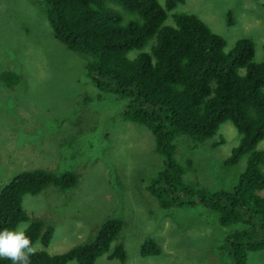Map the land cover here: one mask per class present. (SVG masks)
Listing matches in <instances>:
<instances>
[{
    "label": "rangeland",
    "instance_id": "obj_1",
    "mask_svg": "<svg viewBox=\"0 0 264 264\" xmlns=\"http://www.w3.org/2000/svg\"><path fill=\"white\" fill-rule=\"evenodd\" d=\"M178 12L196 16L220 36L225 52L249 39L253 61H264V0H184L163 24L172 26L171 15ZM87 60L54 39L42 0H0V190L22 172L75 174L68 190L49 186L22 198L25 223L40 220L52 228L44 249L49 255L90 242L104 221L118 218L122 226L116 239L94 264L229 263L225 239L244 227L220 226L216 214L201 205L159 207L146 191L163 162L153 136L122 118V100L93 86ZM6 71L20 77L17 84L6 85ZM239 140L230 122L202 143L176 137L174 159L182 183L194 192H231L247 155L231 167L224 162ZM255 149H264V139ZM256 194L264 197V190ZM146 240L158 246L157 255L139 254ZM34 244L35 251L42 249L38 240ZM117 244L125 251L123 263L108 258ZM245 264H264V251L248 252Z\"/></svg>",
    "mask_w": 264,
    "mask_h": 264
},
{
    "label": "trees",
    "instance_id": "obj_2",
    "mask_svg": "<svg viewBox=\"0 0 264 264\" xmlns=\"http://www.w3.org/2000/svg\"><path fill=\"white\" fill-rule=\"evenodd\" d=\"M55 40L67 50L88 57L86 74L101 93L124 102V120L144 126L162 157V168L146 185V191L161 209L201 205L217 216L222 227L244 228L225 239L229 263L245 264L248 252L264 251V61H253L249 39L238 40L229 52L224 40L212 33L196 16L171 15L173 25H164L167 14L184 0H42ZM230 23V21H229ZM133 52L136 54L130 57ZM8 86L20 77L2 74ZM230 122L240 135L238 145L224 162L234 166L247 155L246 166L231 192H194L181 180L182 169L174 159L173 141L180 135L202 143ZM76 183L71 171L59 174L43 170L22 172L0 190V229H12L28 220L22 208L24 195L35 196L49 186L68 190ZM122 226L109 218L88 243L57 255L44 249L52 228L40 220L28 224L27 235L41 250L30 264H94L110 250ZM159 253L151 240L142 243V257ZM109 259L125 260L121 244ZM0 264H10L0 260Z\"/></svg>",
    "mask_w": 264,
    "mask_h": 264
},
{
    "label": "clouds",
    "instance_id": "obj_3",
    "mask_svg": "<svg viewBox=\"0 0 264 264\" xmlns=\"http://www.w3.org/2000/svg\"><path fill=\"white\" fill-rule=\"evenodd\" d=\"M28 224L19 222L12 229H0V260L10 264H30L36 245L29 239Z\"/></svg>",
    "mask_w": 264,
    "mask_h": 264
}]
</instances>
